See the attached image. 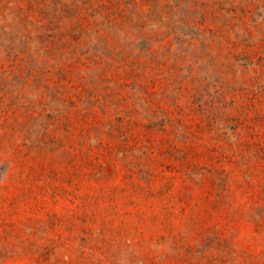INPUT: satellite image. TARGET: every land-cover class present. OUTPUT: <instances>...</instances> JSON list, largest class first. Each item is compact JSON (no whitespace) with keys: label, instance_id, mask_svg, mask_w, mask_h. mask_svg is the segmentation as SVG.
<instances>
[{"label":"rangeland","instance_id":"obj_1","mask_svg":"<svg viewBox=\"0 0 264 264\" xmlns=\"http://www.w3.org/2000/svg\"><path fill=\"white\" fill-rule=\"evenodd\" d=\"M0 264H264V0H0Z\"/></svg>","mask_w":264,"mask_h":264}]
</instances>
